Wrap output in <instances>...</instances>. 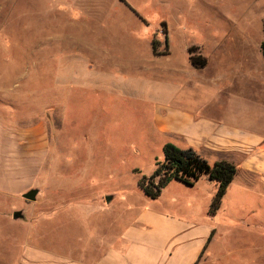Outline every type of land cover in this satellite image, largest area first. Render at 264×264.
I'll use <instances>...</instances> for the list:
<instances>
[{"label": "rangeland", "instance_id": "374dc122", "mask_svg": "<svg viewBox=\"0 0 264 264\" xmlns=\"http://www.w3.org/2000/svg\"><path fill=\"white\" fill-rule=\"evenodd\" d=\"M162 22L169 54L155 56L154 39L164 50ZM263 39L264 0H0V118L16 123L24 142L34 127L46 142L38 183L24 191L43 192L34 201L0 192V264H30L31 250L93 260L99 239L119 229L122 200L153 202L138 180L163 158L156 104L194 86L187 48L198 46L211 65L219 56L230 71L242 70L245 51L264 77ZM200 178L194 201L180 181L164 198L177 193L202 220L211 217L215 182ZM57 204L71 205L48 221ZM239 217L217 214L221 236L211 248L221 264L251 260L262 248L264 264V234ZM228 218L237 224L227 226Z\"/></svg>", "mask_w": 264, "mask_h": 264}, {"label": "crops", "instance_id": "0c3cea01", "mask_svg": "<svg viewBox=\"0 0 264 264\" xmlns=\"http://www.w3.org/2000/svg\"><path fill=\"white\" fill-rule=\"evenodd\" d=\"M242 57L239 71L226 69L219 56L212 59L214 65L210 64V58H206L203 68L191 65L195 70L194 86L182 87L156 104L153 114V126L164 138L163 142L180 148L191 147L209 163L225 160L236 166L214 215L200 220L187 210L189 206L177 193L171 192L164 198L167 190L182 186L172 180L152 199L157 203L137 205L122 200L123 212L116 220L119 229L106 236L107 239H99L93 260L77 263L31 250L30 264H221L219 251L211 248L213 240L221 236L215 219L220 211H237L242 227L264 234V77L254 68L248 53L243 51ZM245 74L247 86L243 83ZM18 127L0 118V192L10 195L38 183L39 159L46 151V142L39 136L37 127L26 142ZM198 181L187 185L193 189V201ZM215 191L216 183L211 195ZM41 192L39 188L38 194ZM111 201L107 199V203ZM70 205H50L47 220ZM236 224L234 218L226 220L227 226ZM254 252L257 253L251 260L243 259L240 264H257L263 250L254 249Z\"/></svg>", "mask_w": 264, "mask_h": 264}, {"label": "trees", "instance_id": "16d2710c", "mask_svg": "<svg viewBox=\"0 0 264 264\" xmlns=\"http://www.w3.org/2000/svg\"><path fill=\"white\" fill-rule=\"evenodd\" d=\"M161 26L164 34V50L158 49L159 42L154 39L151 44L155 56L169 54L166 23L162 22ZM187 52L193 67L203 68L206 65L207 59L200 53L198 46L188 47ZM260 52L264 59V39L260 42ZM236 170L234 164L225 160L210 164L193 148H180L171 142H166L163 145V158L156 160L154 170L149 176L143 175L138 180V186L145 196L156 199L161 190L172 180L192 186L201 176L205 175L208 180L216 183V191L207 210L209 215H214L220 208L222 198Z\"/></svg>", "mask_w": 264, "mask_h": 264}, {"label": "water", "instance_id": "95a60500", "mask_svg": "<svg viewBox=\"0 0 264 264\" xmlns=\"http://www.w3.org/2000/svg\"><path fill=\"white\" fill-rule=\"evenodd\" d=\"M38 191L39 190L37 188H31V189L27 190L26 192H24L22 194V196L26 200L34 201L36 199V197H37Z\"/></svg>", "mask_w": 264, "mask_h": 264}]
</instances>
